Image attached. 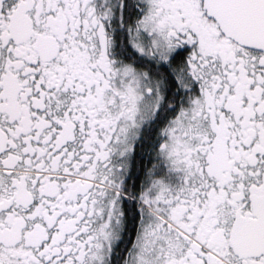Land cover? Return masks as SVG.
I'll list each match as a JSON object with an SVG mask.
<instances>
[{
	"label": "snow or ice",
	"instance_id": "snow-or-ice-1",
	"mask_svg": "<svg viewBox=\"0 0 264 264\" xmlns=\"http://www.w3.org/2000/svg\"><path fill=\"white\" fill-rule=\"evenodd\" d=\"M0 264H264V0H0Z\"/></svg>",
	"mask_w": 264,
	"mask_h": 264
}]
</instances>
